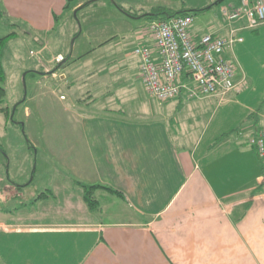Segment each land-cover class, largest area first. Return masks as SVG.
Returning <instances> with one entry per match:
<instances>
[{
	"label": "crops",
	"instance_id": "obj_1",
	"mask_svg": "<svg viewBox=\"0 0 264 264\" xmlns=\"http://www.w3.org/2000/svg\"><path fill=\"white\" fill-rule=\"evenodd\" d=\"M89 1L0 0V13L47 33ZM223 32L224 23L212 33ZM258 40L264 25L237 45ZM246 88L207 98L234 107L217 119L182 111L185 94L142 120L112 109L74 114L75 126L45 143L63 175L51 197L9 218L0 208V264H264V158L250 145L264 131V99L241 101ZM77 182L122 196L99 190L91 210Z\"/></svg>",
	"mask_w": 264,
	"mask_h": 264
},
{
	"label": "rangeland",
	"instance_id": "obj_2",
	"mask_svg": "<svg viewBox=\"0 0 264 264\" xmlns=\"http://www.w3.org/2000/svg\"><path fill=\"white\" fill-rule=\"evenodd\" d=\"M213 1L90 0L82 10L55 22L47 33L43 25L42 31L36 32L39 24H13L0 13V40L5 38L0 41L5 73L0 84L6 90L0 104V208L11 212L8 218L17 208L35 205L34 200L47 193L51 182L63 177L45 143L48 138L58 141L59 128L74 127V114L99 115L112 109L142 120L153 111L171 110L168 102L153 99L141 83L135 51L144 45L154 46L150 25L159 18L139 16L154 8L168 12L194 9L190 30L197 38L219 29L224 23L223 9H231L229 1L237 0L215 2L212 8L196 12ZM255 31L244 30L239 35L245 41ZM257 42L258 46L236 44L228 54L234 81L245 79L247 88L241 94L249 92L241 101L247 104L254 102L253 98L264 99V40ZM58 55L63 57L60 63L56 62ZM208 99H187L182 111L203 112L216 119L223 112H233L231 105L223 109L216 99ZM9 181L24 187L19 191Z\"/></svg>",
	"mask_w": 264,
	"mask_h": 264
},
{
	"label": "built area",
	"instance_id": "obj_3",
	"mask_svg": "<svg viewBox=\"0 0 264 264\" xmlns=\"http://www.w3.org/2000/svg\"><path fill=\"white\" fill-rule=\"evenodd\" d=\"M228 35L216 33L194 38L190 30L194 17L175 16L151 23L154 46L137 48L140 74L146 92L160 102L185 94L187 99L220 98L241 92L245 79L235 82V71L228 58L240 33L264 25V0H241L240 6L222 11ZM63 61L62 56L56 62ZM250 145L264 158V131L250 139Z\"/></svg>",
	"mask_w": 264,
	"mask_h": 264
},
{
	"label": "trees",
	"instance_id": "obj_4",
	"mask_svg": "<svg viewBox=\"0 0 264 264\" xmlns=\"http://www.w3.org/2000/svg\"><path fill=\"white\" fill-rule=\"evenodd\" d=\"M208 10V8L203 9V10H197L196 12H200V11H206ZM187 15H192L191 12L189 11H181V12H168L166 10H164L163 8H158L155 10V12L151 13V14H144L142 16H139L140 18H146V19H151V18H159V20H165V19H169L175 16H187ZM11 36V35H10ZM8 36V37H10ZM5 39V38H4ZM4 39H1L0 41H3ZM68 58L66 59V62H68ZM58 69V68H57ZM60 69V68H59ZM5 78V73H4V69L1 65L0 62V83L4 81ZM6 96V90L5 88L0 84V104H2L4 98ZM1 149V146H0ZM76 186H79L84 193V200L87 203L88 207L91 210H95L98 208V206L100 205V201L97 198V192L99 190H104L107 191L111 194L114 195H119L122 196L119 192L112 190L111 188H107L101 185H87V184H83L80 182L76 183ZM51 197V191H47V193H42L38 199H44V198H50Z\"/></svg>",
	"mask_w": 264,
	"mask_h": 264
}]
</instances>
